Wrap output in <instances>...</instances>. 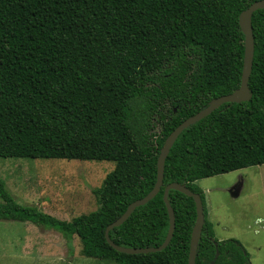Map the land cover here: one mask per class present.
<instances>
[{"label":"trees","instance_id":"obj_1","mask_svg":"<svg viewBox=\"0 0 264 264\" xmlns=\"http://www.w3.org/2000/svg\"><path fill=\"white\" fill-rule=\"evenodd\" d=\"M261 0H0V158L114 164L92 191L96 210L60 221L17 203L0 178V222L76 237L84 258L113 264H187L195 206L170 191L175 230L156 254L109 247L105 229L156 184L165 139L212 100L239 88V16ZM247 103L226 104L184 130L165 161L159 194L110 240L155 249L169 219L170 184L200 196L204 225L195 264H251L236 240L217 241L195 182L264 165V10L251 20Z\"/></svg>","mask_w":264,"mask_h":264},{"label":"rangeland","instance_id":"obj_2","mask_svg":"<svg viewBox=\"0 0 264 264\" xmlns=\"http://www.w3.org/2000/svg\"><path fill=\"white\" fill-rule=\"evenodd\" d=\"M113 169L108 162L0 158V178L17 203L66 222L96 210L92 191ZM197 186L214 238L238 241L251 264H264V165ZM71 248L54 231L0 222V264H113L84 258L76 237Z\"/></svg>","mask_w":264,"mask_h":264},{"label":"water","instance_id":"obj_3","mask_svg":"<svg viewBox=\"0 0 264 264\" xmlns=\"http://www.w3.org/2000/svg\"><path fill=\"white\" fill-rule=\"evenodd\" d=\"M259 10H264V0L258 1L252 4L251 6H249L245 11H243L240 14L239 19H238L240 31L242 35L244 36L243 66H242L239 88L228 96H224V97L210 101L208 103V106L204 110L200 111L196 115L182 122L165 139L163 146L160 149L159 156L157 158L156 184L154 188L143 199L135 201L132 204H130L127 207L126 211L123 213V215L105 229V233H104L105 241L109 245V247L113 249L114 251H116L117 253L128 255V256L156 254V253H160L161 251L165 250L168 247V245L170 244L173 238V234L175 230V216H174V211L171 208L170 203L168 201V194L170 191H176L184 195L185 197L192 199L194 206H195V222H194L192 232H191L188 261H187V264H195L197 248H198V244L201 239V233H202L205 217H204V210H203V205H202L200 196L191 192L184 185L170 184L167 187H165L163 191L162 200H163V203H164L167 215H168L169 227H168L166 238L160 247L155 248V249L121 248V247L116 246L110 240L109 233L115 228H118L121 225H123L136 209L147 205L151 200H153L159 194L162 184H163L165 161L174 143L176 142V140L178 139V137L184 130L188 129L190 126L205 119L206 117L211 115L214 111H216L223 105L247 103L251 100L252 94L248 86L249 78H250L251 71H252L253 54H254V38H253L251 20H252L253 14Z\"/></svg>","mask_w":264,"mask_h":264},{"label":"crops","instance_id":"obj_4","mask_svg":"<svg viewBox=\"0 0 264 264\" xmlns=\"http://www.w3.org/2000/svg\"><path fill=\"white\" fill-rule=\"evenodd\" d=\"M242 171V170H241ZM238 172V171H237ZM201 181V180H200ZM199 181H197V182H195V184H196V186H197V183H198Z\"/></svg>","mask_w":264,"mask_h":264}]
</instances>
